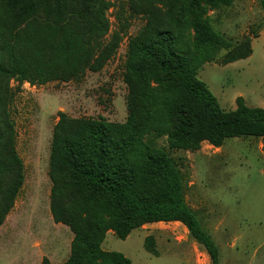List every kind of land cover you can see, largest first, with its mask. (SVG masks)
Returning a JSON list of instances; mask_svg holds the SVG:
<instances>
[{
    "label": "trees",
    "instance_id": "16d2710c",
    "mask_svg": "<svg viewBox=\"0 0 264 264\" xmlns=\"http://www.w3.org/2000/svg\"><path fill=\"white\" fill-rule=\"evenodd\" d=\"M236 1L126 0L130 16L144 22L126 46V121L60 112L52 130L50 214L73 235L63 264H132L103 250L106 235L125 240L157 223L182 224L211 264H219L212 236L185 201L181 171L154 141L184 152L203 143L219 149L230 138L264 143L263 108L238 97L236 108L224 111L197 77L204 64L225 66L252 55L248 36L232 41L211 23L212 12ZM257 2L264 12V0ZM111 7L109 0H0V227L25 180L9 111L15 92L102 71L127 29L123 24L110 33ZM144 248L157 255L152 236ZM41 264L51 263L43 258Z\"/></svg>",
    "mask_w": 264,
    "mask_h": 264
},
{
    "label": "rangeland",
    "instance_id": "374dc122",
    "mask_svg": "<svg viewBox=\"0 0 264 264\" xmlns=\"http://www.w3.org/2000/svg\"><path fill=\"white\" fill-rule=\"evenodd\" d=\"M109 1L110 33L123 24L127 29L116 55L102 71L87 72L77 82L24 84L15 92L9 111L25 180L14 208L0 227V264H36L38 251L52 264H63L69 258L73 235L68 227L53 222L49 209L48 167L58 114L116 123L127 119V89L122 80L126 46L144 22L130 16L126 0ZM210 17L214 29L227 39L238 41L248 36L252 55L225 66L204 64L198 79L224 111L234 110L238 97L248 107L264 109L263 10L257 0H238ZM154 142L169 153L181 171L185 201L212 236L219 264H264L263 141L230 138L219 149L203 143L195 152L169 150L164 139ZM148 236L154 239L156 256L144 248ZM102 248L123 254L132 264H211L204 249L188 237L180 223L146 225L125 240L109 232Z\"/></svg>",
    "mask_w": 264,
    "mask_h": 264
},
{
    "label": "crops",
    "instance_id": "0c3cea01",
    "mask_svg": "<svg viewBox=\"0 0 264 264\" xmlns=\"http://www.w3.org/2000/svg\"><path fill=\"white\" fill-rule=\"evenodd\" d=\"M43 258L48 259V257L44 253H42L41 251H38L36 254V264H41ZM48 260L50 261V259H48ZM50 263H51V261H50Z\"/></svg>",
    "mask_w": 264,
    "mask_h": 264
}]
</instances>
